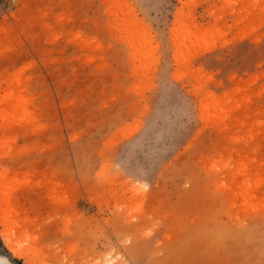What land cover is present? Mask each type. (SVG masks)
I'll use <instances>...</instances> for the list:
<instances>
[{"label": "rangeland", "instance_id": "rangeland-1", "mask_svg": "<svg viewBox=\"0 0 264 264\" xmlns=\"http://www.w3.org/2000/svg\"><path fill=\"white\" fill-rule=\"evenodd\" d=\"M6 236L264 264V0H0V256L27 264Z\"/></svg>", "mask_w": 264, "mask_h": 264}, {"label": "bare ground", "instance_id": "bare-ground-1", "mask_svg": "<svg viewBox=\"0 0 264 264\" xmlns=\"http://www.w3.org/2000/svg\"><path fill=\"white\" fill-rule=\"evenodd\" d=\"M6 231H8V228L6 229ZM5 241L9 244L10 250L14 253V255L16 257H18V258H27L26 259L27 260V264H34V262L30 259V257H28L29 251L27 253V252H25V250H23L24 248H22L20 243L17 242L16 237H15V240H13V241H16V243H12L13 241L10 240L9 236H6ZM0 258H2L3 260L7 261V264H11L10 261L7 258H5L3 256H0Z\"/></svg>", "mask_w": 264, "mask_h": 264}, {"label": "snow or ice", "instance_id": "snow-or-ice-1", "mask_svg": "<svg viewBox=\"0 0 264 264\" xmlns=\"http://www.w3.org/2000/svg\"><path fill=\"white\" fill-rule=\"evenodd\" d=\"M0 264H7V261H5L2 258H0Z\"/></svg>", "mask_w": 264, "mask_h": 264}]
</instances>
